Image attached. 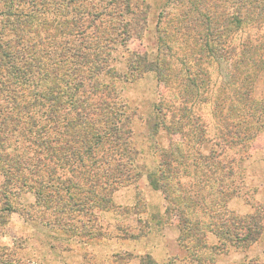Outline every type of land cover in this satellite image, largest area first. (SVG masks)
<instances>
[{
    "label": "trees",
    "instance_id": "trees-1",
    "mask_svg": "<svg viewBox=\"0 0 264 264\" xmlns=\"http://www.w3.org/2000/svg\"><path fill=\"white\" fill-rule=\"evenodd\" d=\"M175 1L179 11L165 43L179 41L195 71L179 84L178 112L169 101L157 105L156 129L190 125V89L202 93L210 82L201 64L230 61L233 88L223 83L213 100L207 95L203 101L215 108L218 147L243 146L264 128V99L253 96L264 70V0ZM143 2L0 0V176L6 206L8 196L30 192L37 206L74 219L78 212L110 209L116 192L141 177L137 151L130 146V116L112 85L119 78L111 57L131 33L142 30ZM158 49L155 61L140 60L146 64L140 73L170 66ZM203 130L197 138L185 133L176 140L148 174L149 184L163 193L166 223L181 228L182 248L190 250L192 243L196 252L244 250L264 235V208L244 217L227 210L237 191L223 185L224 177L216 187L209 183L224 170L217 154H191L193 143L205 141ZM209 236L216 244H208Z\"/></svg>",
    "mask_w": 264,
    "mask_h": 264
},
{
    "label": "rangeland",
    "instance_id": "rangeland-1",
    "mask_svg": "<svg viewBox=\"0 0 264 264\" xmlns=\"http://www.w3.org/2000/svg\"><path fill=\"white\" fill-rule=\"evenodd\" d=\"M143 1L147 14L142 30L125 38V47L113 52L111 57V67L119 78L112 85L118 103L130 116V146L137 151L136 165L142 171L141 177L116 192L110 209L99 207L78 212L76 218L68 219L67 216L57 217L49 207L37 206L30 192L8 196L6 206L0 176V252L15 253L9 258L1 256L0 264H264V235L244 250L229 248L219 254L209 250L196 252L198 249L192 243H189L190 250L180 246L178 225L166 223L163 193L152 189L148 174L155 170L161 155L170 153L172 144H178L176 140L182 139L185 133L190 134L188 138H197L201 126L205 130V141L199 146L193 143L191 154L195 155L196 151L203 155L212 151L217 154L224 170L209 183L216 187V180L224 177L223 185L237 191L227 203V210L244 217L255 209L264 208V128L243 146L222 144L218 147L221 140L215 108L203 99L208 95L213 100L223 83L228 84L230 90L233 88L229 80L232 68L230 61L210 59L201 64L210 79L207 90L196 94L190 89L193 97L189 99L186 113L190 125L169 131L161 130L160 126L156 129L160 118L157 105L166 100L174 106L173 111L178 112L179 84L192 76L195 67L189 57L184 56L186 51L179 41L168 44L170 49L164 47L167 46L165 33H171L179 11L176 1ZM158 47L163 49L170 66L157 72L154 69L140 73L146 66L140 60L155 61ZM262 60L264 62V52ZM253 96L257 101L264 99V70L256 77ZM190 179L196 181L192 175ZM63 225L73 227L76 235L66 234L61 229ZM208 244H216V239L209 236Z\"/></svg>",
    "mask_w": 264,
    "mask_h": 264
},
{
    "label": "crops",
    "instance_id": "crops-1",
    "mask_svg": "<svg viewBox=\"0 0 264 264\" xmlns=\"http://www.w3.org/2000/svg\"><path fill=\"white\" fill-rule=\"evenodd\" d=\"M183 251V250H182Z\"/></svg>",
    "mask_w": 264,
    "mask_h": 264
}]
</instances>
